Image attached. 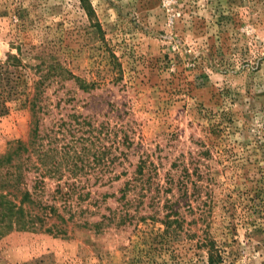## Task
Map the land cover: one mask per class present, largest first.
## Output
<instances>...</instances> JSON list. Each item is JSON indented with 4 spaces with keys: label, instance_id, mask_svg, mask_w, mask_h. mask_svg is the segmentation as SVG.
<instances>
[{
    "label": "rangeland",
    "instance_id": "374dc122",
    "mask_svg": "<svg viewBox=\"0 0 264 264\" xmlns=\"http://www.w3.org/2000/svg\"><path fill=\"white\" fill-rule=\"evenodd\" d=\"M86 1L0 0V264H264V0Z\"/></svg>",
    "mask_w": 264,
    "mask_h": 264
},
{
    "label": "trees",
    "instance_id": "16d2710c",
    "mask_svg": "<svg viewBox=\"0 0 264 264\" xmlns=\"http://www.w3.org/2000/svg\"><path fill=\"white\" fill-rule=\"evenodd\" d=\"M81 2L83 3L84 9L87 10L89 6L87 4V1L81 0ZM19 149L20 143L11 142L5 154L3 156H0V170L2 168H5V173L3 175L0 174V188L5 190L7 188L12 189L13 191L18 192L20 195L19 198L17 195V197L13 196L14 198H11L9 197V192H7L6 194H0V235L3 231H6L8 228L24 229L34 226L33 224L39 218H35V216L29 214L24 208L25 204L33 206L40 205L39 207L41 208V210L47 211V214L56 215V208L37 204L32 197V193L22 188L23 181L21 175V168H18V166L13 163L17 155L16 150ZM174 222L175 221H169L165 225H167L169 229L171 223ZM208 251V264H219L220 258L216 256L215 249L208 248Z\"/></svg>",
    "mask_w": 264,
    "mask_h": 264
}]
</instances>
